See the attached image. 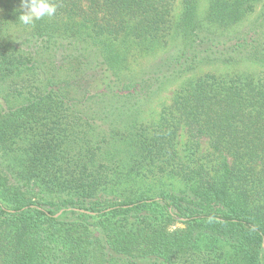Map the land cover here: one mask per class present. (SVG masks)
Instances as JSON below:
<instances>
[{"label": "trees", "instance_id": "16d2710c", "mask_svg": "<svg viewBox=\"0 0 264 264\" xmlns=\"http://www.w3.org/2000/svg\"><path fill=\"white\" fill-rule=\"evenodd\" d=\"M53 2L26 27L1 0L0 264H264V75L141 119L264 65V0Z\"/></svg>", "mask_w": 264, "mask_h": 264}, {"label": "rangeland", "instance_id": "374dc122", "mask_svg": "<svg viewBox=\"0 0 264 264\" xmlns=\"http://www.w3.org/2000/svg\"><path fill=\"white\" fill-rule=\"evenodd\" d=\"M207 9V3H204L202 8H201V12L205 13ZM178 10H180L178 8ZM261 12V6L258 7L257 12L253 15L250 16L248 18V21L246 23H249L250 21L254 20L255 17H257V15ZM2 14V5H1V0H0V15ZM245 23V24H246ZM12 38L8 39L10 41L22 36L21 34H19L18 31H13L12 33ZM163 52H159L158 56L162 55ZM153 61H155V58L153 57H143V58H139L138 60H136V62H133L131 65V70L132 72H136V71H141V68H145L148 65H150ZM256 73L259 75H264V65H258V64H254V63H250V62H246V63H241V64H235V65H218V64H212V65H205L202 66L200 68H198L197 70H194L192 72H189L188 74H186L183 78L175 81L173 84H171L169 87H167L158 97L155 98V100L153 101L152 105L150 106L149 111L144 115L141 116V119L145 122H156L159 119V114L161 113L162 109L165 106H170L172 104V100H173V96L175 91L185 82L195 79L197 77L206 75L208 73H216L218 75H229V74H234V73ZM187 135L185 133V131L182 132V143L186 142L187 140ZM205 147H208V144H204ZM175 183V182H174ZM153 187V188H160L161 184L159 181H154V180H149L148 182H140L139 184H136L133 188H129V190H139L140 192H144L146 189H148L149 187ZM73 218L72 216L69 215L68 218L66 219H71ZM98 219L97 218H90L88 219V222L91 223L92 228L94 231H96L99 234H102V230L95 226V222H97ZM176 227L179 228H184L185 225L183 223H176V225L173 226V229H176Z\"/></svg>", "mask_w": 264, "mask_h": 264}, {"label": "clouds", "instance_id": "9594fccd", "mask_svg": "<svg viewBox=\"0 0 264 264\" xmlns=\"http://www.w3.org/2000/svg\"><path fill=\"white\" fill-rule=\"evenodd\" d=\"M18 22L26 27L35 25V22L44 17H52L57 12V5L53 0H20Z\"/></svg>", "mask_w": 264, "mask_h": 264}, {"label": "water", "instance_id": "95a60500", "mask_svg": "<svg viewBox=\"0 0 264 264\" xmlns=\"http://www.w3.org/2000/svg\"><path fill=\"white\" fill-rule=\"evenodd\" d=\"M72 209H69V210H67V211H71ZM74 210V209H73ZM76 210V209H75ZM64 211L65 210H62L59 214H57L56 216L57 217H59L61 214H63L64 213ZM76 211H78V210H76ZM82 212H85V211H82ZM179 220H182V219H179Z\"/></svg>", "mask_w": 264, "mask_h": 264}]
</instances>
